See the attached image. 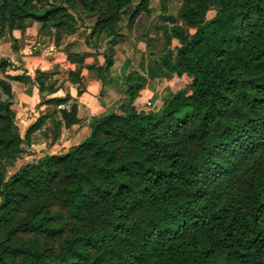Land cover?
<instances>
[{"label": "trees", "instance_id": "1", "mask_svg": "<svg viewBox=\"0 0 264 264\" xmlns=\"http://www.w3.org/2000/svg\"><path fill=\"white\" fill-rule=\"evenodd\" d=\"M8 1L0 37L27 18L47 32L64 24L53 22L62 7L35 14L30 0ZM78 1L90 9L99 0ZM129 1L107 0L99 21H116ZM182 1L194 32L174 27L180 42L164 64L188 88L138 109L147 78L129 76L118 111L91 116L83 140L0 179V264H264V0ZM8 65L0 60V161L15 159L47 117L23 138L14 131ZM95 70L104 84V67ZM38 88L41 103L69 97ZM60 113L66 127L78 121L74 107Z\"/></svg>", "mask_w": 264, "mask_h": 264}, {"label": "crops", "instance_id": "2", "mask_svg": "<svg viewBox=\"0 0 264 264\" xmlns=\"http://www.w3.org/2000/svg\"><path fill=\"white\" fill-rule=\"evenodd\" d=\"M7 35L12 42L8 55L0 54V60H9L5 73L11 76L8 79L12 91L11 109L16 115L13 129L23 138L31 123L39 117H47L29 134L28 142L23 141L20 144L21 151L15 159L0 161L1 180L6 179L21 165L46 153L58 154L66 151L70 145L77 144L86 137L89 131L87 123L91 116L119 109L114 89L107 90V99L101 97L105 91L104 85L112 86L111 82L119 75L114 69L116 56L111 57V64L106 66L105 54L93 55L90 48L85 47L84 51L88 52L83 53L81 59L79 52L73 48L74 38L70 40L73 46L69 52H62L60 47L53 48L51 45L56 40L53 33L39 30L34 22H23ZM4 37L3 35L0 39ZM32 47H38L39 52H32ZM101 65L104 67V84H101L98 76L92 72ZM56 67L63 72L61 75L52 72L51 69ZM69 72L77 73L75 76L79 81L73 79ZM149 80L154 82V79ZM40 83L44 87V97L68 95V99L59 104L41 103L38 88ZM147 91L152 94L149 86ZM72 107L76 110L78 121L66 127L60 109L70 110ZM54 129L57 136L53 139Z\"/></svg>", "mask_w": 264, "mask_h": 264}, {"label": "rangeland", "instance_id": "3", "mask_svg": "<svg viewBox=\"0 0 264 264\" xmlns=\"http://www.w3.org/2000/svg\"><path fill=\"white\" fill-rule=\"evenodd\" d=\"M15 1L17 3L23 2V0ZM106 1L99 0L90 9L81 5L78 0H30V4H33L35 14H41L54 6L62 7L60 12L62 15H57L55 19L52 18V20L54 19L53 22L63 20L64 24L59 28V32L56 31L55 27L47 26L56 37L55 42L51 44L53 48L56 46V48L63 49L62 52H69L73 46L70 44V40L74 38L75 45L73 48L79 52L81 59L82 54L88 52L84 51L85 47H89L90 53L93 55L105 54V57L110 58V60L111 57L116 56L115 60L117 61L114 69L115 73L119 75L111 82L112 86L104 85L105 91L101 97L107 99V90L114 89L115 95H117L118 108L120 101L125 97L124 86L129 76L133 79L147 78L145 90H141L140 96L135 99L138 109H156L171 93L178 89H187L188 77L185 75L180 77L168 72L169 70L164 64V60H174L175 48L180 42L174 27L181 26L184 36L188 39L194 32V28L186 25L179 16L183 1L130 0L120 8V15L116 21L105 24L99 20L107 10ZM3 3L4 0H0V6ZM7 4L9 8H13L15 2L9 0ZM215 11V6L209 4L203 19L205 21L211 19ZM23 22H34L36 26H41V22L29 18L20 20V22L17 21V25L20 27ZM94 26L95 31L92 34L91 29ZM5 27L3 28L5 37L0 39V54L8 55L12 40L7 35L8 32H6ZM165 32L167 38H165ZM32 52H39L38 47H32ZM148 67L153 70L159 69L161 76L147 77L146 68ZM51 70L59 75L63 73L57 67ZM92 72L97 75L95 69ZM166 73L169 75L165 76ZM149 79H154V82L151 83ZM147 86H149L152 94L148 93ZM239 187H242V183Z\"/></svg>", "mask_w": 264, "mask_h": 264}]
</instances>
